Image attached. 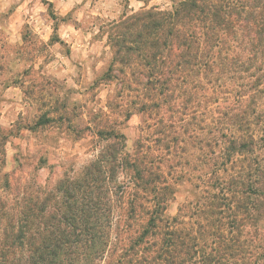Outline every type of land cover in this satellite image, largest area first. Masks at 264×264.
Here are the masks:
<instances>
[{"label":"trees","instance_id":"1","mask_svg":"<svg viewBox=\"0 0 264 264\" xmlns=\"http://www.w3.org/2000/svg\"><path fill=\"white\" fill-rule=\"evenodd\" d=\"M109 31L134 143L101 125L76 177L0 205V264H264V0H169Z\"/></svg>","mask_w":264,"mask_h":264},{"label":"rangeland","instance_id":"2","mask_svg":"<svg viewBox=\"0 0 264 264\" xmlns=\"http://www.w3.org/2000/svg\"><path fill=\"white\" fill-rule=\"evenodd\" d=\"M169 0H0V205L76 177L115 124L131 148L140 116L112 106L110 27ZM183 196L179 197L182 200ZM177 203L171 206L175 214Z\"/></svg>","mask_w":264,"mask_h":264}]
</instances>
